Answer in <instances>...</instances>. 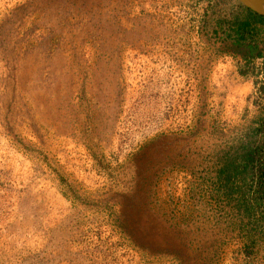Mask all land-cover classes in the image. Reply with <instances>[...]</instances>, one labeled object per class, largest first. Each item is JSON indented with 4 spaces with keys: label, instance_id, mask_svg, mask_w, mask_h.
I'll list each match as a JSON object with an SVG mask.
<instances>
[{
    "label": "rangeland",
    "instance_id": "obj_1",
    "mask_svg": "<svg viewBox=\"0 0 264 264\" xmlns=\"http://www.w3.org/2000/svg\"><path fill=\"white\" fill-rule=\"evenodd\" d=\"M238 9L0 0V264H264V202L218 175L264 143L213 34Z\"/></svg>",
    "mask_w": 264,
    "mask_h": 264
},
{
    "label": "trees",
    "instance_id": "obj_2",
    "mask_svg": "<svg viewBox=\"0 0 264 264\" xmlns=\"http://www.w3.org/2000/svg\"><path fill=\"white\" fill-rule=\"evenodd\" d=\"M237 2V1H236ZM238 10L232 14L230 19H218L216 21L217 27L213 34L221 35V41H230L233 47L240 49L245 47L244 52H238L244 61L243 68L240 69L239 74L245 76L250 72L252 59L260 58L263 55L262 50L257 49L256 36L264 30V17L259 16L237 2ZM218 30V31H217ZM253 61V60H252ZM264 130V117L258 121L256 132ZM245 151L239 156L228 158L218 171L219 177L223 178L224 186L230 192H238V188L232 190V180H240L246 190L253 191L255 195V203L259 206L264 202V143L262 145L247 144L244 146ZM241 159V161H240ZM244 194H241V197ZM245 210L249 207L245 201L241 204ZM251 210L247 211L252 213Z\"/></svg>",
    "mask_w": 264,
    "mask_h": 264
},
{
    "label": "built area",
    "instance_id": "obj_3",
    "mask_svg": "<svg viewBox=\"0 0 264 264\" xmlns=\"http://www.w3.org/2000/svg\"><path fill=\"white\" fill-rule=\"evenodd\" d=\"M254 70L255 82L253 85V94L255 96H261L264 93V51L262 57L255 60Z\"/></svg>",
    "mask_w": 264,
    "mask_h": 264
},
{
    "label": "water",
    "instance_id": "obj_4",
    "mask_svg": "<svg viewBox=\"0 0 264 264\" xmlns=\"http://www.w3.org/2000/svg\"><path fill=\"white\" fill-rule=\"evenodd\" d=\"M240 5L253 13L264 17V0H236Z\"/></svg>",
    "mask_w": 264,
    "mask_h": 264
},
{
    "label": "clouds",
    "instance_id": "obj_5",
    "mask_svg": "<svg viewBox=\"0 0 264 264\" xmlns=\"http://www.w3.org/2000/svg\"><path fill=\"white\" fill-rule=\"evenodd\" d=\"M263 52V51H262ZM257 58H255V59H252L251 60V63H253V67L252 66H250L251 68H252V70H253V73H254V62H255V60H256ZM244 65V64H243ZM242 68H243V66H242ZM255 75V74H254ZM255 78V77H254ZM254 82H255V80L254 79H252L251 80V82H250V84H251V86H252V90H253V85H254ZM254 95V94H253ZM255 96V95H254ZM255 98L257 99V100H259V98H264V93H262V95L261 96H255ZM264 101V100H263ZM262 109L264 110V106L262 107Z\"/></svg>",
    "mask_w": 264,
    "mask_h": 264
}]
</instances>
